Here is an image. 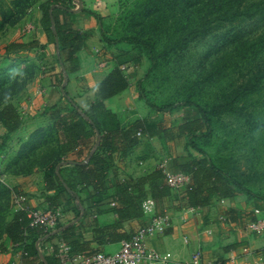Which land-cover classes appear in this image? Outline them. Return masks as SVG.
<instances>
[{
  "label": "crops",
  "instance_id": "obj_1",
  "mask_svg": "<svg viewBox=\"0 0 264 264\" xmlns=\"http://www.w3.org/2000/svg\"><path fill=\"white\" fill-rule=\"evenodd\" d=\"M49 1L52 0H37L14 23L17 29L28 28V33H32L31 39L36 42L32 50L43 71L13 99L23 117V124L0 147V176L4 178L0 182L5 183L13 204L10 221L18 213L29 220V210L35 208H61L64 217L55 230L46 232L40 226L25 230V244L14 242L4 231L0 242V264H61L55 252L62 241L71 244L75 252L117 251L125 236L130 237L149 222L151 215L144 213L141 202L153 195V187L160 186L159 181L152 179L144 183L136 180L155 170L162 172L159 165L164 160L174 172L182 171L181 164L189 161L182 149H175L171 137L162 139L164 135L157 122L154 135H139L140 141L131 149L126 152L116 149L112 155L110 151L86 142L70 148L68 136L61 130L56 160L41 168L19 164L31 154L38 132L51 129L55 124L65 128L75 120L76 110L64 96L63 88L81 109L90 110L96 100L99 82L111 71L105 61L109 60L106 58L109 56V42L100 33L98 19L87 11L97 12L89 6L91 0H65L68 9L52 6L53 20L75 32V38L62 47L56 44L57 39L56 43L48 40L42 25V5ZM80 4L82 7L79 8ZM71 52L79 61V68L75 71H68L62 63L70 58ZM128 80L126 89L106 99L105 107L91 114L95 117L106 115L107 125L119 124L124 129L137 120H147L152 112L131 87L129 77ZM6 132L0 121V137ZM162 155H166L164 160H161ZM98 156H111L112 161H106L102 167L96 161ZM60 160L56 167V172H60L56 181L58 189L48 188L45 174ZM128 183L132 184L131 189L127 188ZM70 189L75 192V198ZM16 192L24 193L27 201L14 204ZM188 198L185 187H182L171 188L162 202L157 199L158 209L168 210L172 217L163 233L147 238L151 247L171 254L167 261L157 264H194L192 258L196 252H200L202 262L214 264L223 259L231 264L230 259L240 256L245 246L264 251V236L249 229L252 220L264 217V204L257 201L254 206L248 205L244 196L236 195L222 199L214 197L206 206H195L188 204ZM123 200L136 204V208L129 207ZM119 208L128 209L121 225L104 228L115 223ZM256 208L261 210L259 214L255 213ZM229 209L235 211L234 220H230ZM242 262L239 259L233 264Z\"/></svg>",
  "mask_w": 264,
  "mask_h": 264
},
{
  "label": "rangeland",
  "instance_id": "obj_2",
  "mask_svg": "<svg viewBox=\"0 0 264 264\" xmlns=\"http://www.w3.org/2000/svg\"><path fill=\"white\" fill-rule=\"evenodd\" d=\"M36 1L0 0V24H3L0 27V97L5 96L3 101L8 96L13 99L19 96L43 71L33 47L8 50L12 43L31 38L28 28L17 29L14 23ZM89 6L100 16V33L114 41L109 43V56L106 57L109 60H105L108 68L120 66L129 77L131 87L152 112L147 120L158 122V129L164 135L162 139L171 137L175 149H182L189 160L194 155L201 156L202 153L186 144V139L176 135V128L188 109L198 115L196 104L205 107L210 112V130L195 141L217 166L254 192L251 195L236 186L237 195L244 196L248 205L254 206L257 201L264 204V79L255 90L244 91L236 97L242 113L225 110L220 105L225 99H231L232 90L248 79L257 65L256 60L264 58V49L252 55L248 63L219 60L212 67L210 63L216 61L220 53L213 51L208 58V48L216 40H210L208 35L193 36L192 29L198 25L196 11L186 1L91 0ZM125 36L156 42V65L151 67L140 44L120 40ZM141 95L157 106L171 105L173 108L154 109ZM186 102L193 104L190 106ZM58 137L56 132L48 135L40 141L41 146L19 164L34 168L46 165L58 153ZM165 157L162 155L161 160ZM9 198L5 183L0 182V242L12 216L13 204Z\"/></svg>",
  "mask_w": 264,
  "mask_h": 264
},
{
  "label": "trees",
  "instance_id": "obj_3",
  "mask_svg": "<svg viewBox=\"0 0 264 264\" xmlns=\"http://www.w3.org/2000/svg\"><path fill=\"white\" fill-rule=\"evenodd\" d=\"M170 2V0H165ZM175 1V0H171ZM179 1V0H178ZM188 2L193 11H196V24L192 31L194 37L206 36L210 40H216V42L210 45L208 48V58L213 51L220 53V57L210 63L212 67L219 61H238L245 64L250 62L252 55H258L261 50L264 49V0H182ZM63 7L68 9L65 0H52L42 5L43 12V28L48 36V40L52 43H56L59 47L67 45L72 39L75 38V32L68 30L64 25L58 24L53 20L52 12L50 11L52 6ZM186 6H183L186 9ZM94 15L98 20L100 16L97 12L87 10ZM183 12V11H181ZM18 20V19H17ZM16 20V21H17ZM15 21V22H16ZM4 22V21H3ZM6 21L5 23H7ZM3 24H0V27ZM104 36V34H103ZM105 38V36H104ZM109 43L114 41L106 39ZM120 40H127L140 44L147 57L151 61V67H154L157 63V44L149 38H143L139 36H125ZM36 46V42L30 37L26 40L14 42L11 44L9 51L11 50H23L28 47ZM257 65L249 73L248 79L242 81L231 92V99H225L220 105L225 110H232L236 112H243L242 107L237 103L236 97L242 92L253 91L259 85L262 79H264V58L256 60ZM65 68L69 71H75L79 68V61L77 56L71 52L70 58L62 62ZM257 67V68H256ZM129 86L128 76L124 73L120 66H115L111 71L99 82L98 92L96 100L93 103L90 110H83L80 106L71 98L66 90L63 88L64 96L72 103L76 110L75 120L67 127L61 128L59 125L53 126V128L40 131L36 134V140L34 146L30 151L38 149L41 144L40 141L45 139L53 132L62 133L68 136V147H75L80 143H91L92 147L106 149L110 151L112 155L113 150L122 149L124 152L131 149L139 141L141 135H154L157 132V122L154 120H139L133 122L128 128H121L119 124L109 126L105 123L106 115L100 117L92 115L91 112L96 109H103L104 101ZM143 90H141L142 92ZM145 102L152 106L154 109L171 110L173 106L166 105L164 107L157 106L151 102L146 96L141 95ZM5 96L0 97V121L6 127L7 132L0 137V147L4 146L10 134L18 130L23 124V117L18 111L17 107L13 103V97L8 96L5 101ZM235 101V102H234ZM190 106L193 103H188ZM198 108V115H194L191 110L188 109V113L185 115L184 120L176 128V133L179 137L186 139V144L192 146L200 153V158L192 157L189 161L182 163V171L190 174V181L186 184L185 189L188 195V204L195 206H206L210 203L212 198H230L237 195L236 186L240 189L254 194L252 190L243 186L241 182L236 181L232 176L223 170L220 166H217L208 156V154L201 149V147L195 141V138L199 137L205 131L210 130V112L205 107L196 104ZM100 118V119H99ZM106 126V127H105ZM58 137V143H59ZM99 141V143H98ZM59 153V152H58ZM57 153V154H58ZM30 156V155H29ZM57 155L47 164L56 160ZM107 158V157H106ZM103 157H96V161L105 167L106 161H112L111 156H108V160ZM61 162L58 161L48 172H46V180L48 188H57L56 181L60 172H56L57 165ZM69 162V161H67ZM63 179V178H62ZM147 179H152L154 182L160 183V186L153 187V197L156 201V210L162 212L164 209H158L160 200L162 202L163 197H167L170 192V187L164 182V176L160 170H155L147 177H141L136 180L137 183H144ZM64 180V179H63ZM132 184L128 183L127 188L131 189ZM72 189V188H71ZM72 192L75 198V192ZM125 191V190H124ZM77 200V198H76ZM145 200V199H144ZM143 200V201H144ZM143 201L141 204H143ZM129 207L136 208V204L133 205L131 201L123 200ZM143 208V205H142ZM127 208L118 209V219L111 225H105L104 228L117 227L121 225V219L127 215ZM144 211V210H143ZM230 220L236 218L235 211L233 209L228 210ZM24 215L18 213L13 220L9 221L5 227V233H7L14 242H23L27 237L24 235V231L29 228L34 229L39 226H31V221L26 220ZM60 225V224H59ZM58 225V227H60ZM42 227V226H40ZM57 227V228H58ZM44 228V227H43ZM56 228V229H57ZM45 229V228H44ZM68 230V229H66ZM49 232V231H46ZM67 234V231H64ZM126 239L129 238L125 236ZM232 247V246H231ZM233 247H236L233 246ZM27 248H24L26 251ZM100 251V250H95ZM90 252H80L81 254H90ZM26 253V252H25ZM214 264H229L228 260L219 259Z\"/></svg>",
  "mask_w": 264,
  "mask_h": 264
},
{
  "label": "built area",
  "instance_id": "obj_4",
  "mask_svg": "<svg viewBox=\"0 0 264 264\" xmlns=\"http://www.w3.org/2000/svg\"><path fill=\"white\" fill-rule=\"evenodd\" d=\"M141 135V132H138ZM162 170L166 184L172 189L185 187L190 181V174L179 171L174 172L168 168L167 161L164 160L159 165ZM4 178L0 176V181ZM14 204L21 205L27 201L24 193L16 192L13 196ZM145 214H150L149 222L141 226L129 238L121 242L120 248L115 252L95 251L90 254L75 252L71 244L62 241L57 246L55 255L61 264H157L165 262L170 257V253H161L148 244L147 238L163 233L170 225L172 217L168 210L159 212L156 210V201L153 197H147L143 201ZM260 209L256 208L255 213L259 214ZM31 226H42L47 231L55 230L61 223L64 213L61 208H35L29 210ZM249 229L260 236H264V217H257L249 224ZM242 260L246 264H264V251L254 250L249 246L242 249L240 256L230 259L231 263ZM194 264H208L201 261L200 252L193 255Z\"/></svg>",
  "mask_w": 264,
  "mask_h": 264
},
{
  "label": "water",
  "instance_id": "obj_5",
  "mask_svg": "<svg viewBox=\"0 0 264 264\" xmlns=\"http://www.w3.org/2000/svg\"><path fill=\"white\" fill-rule=\"evenodd\" d=\"M82 7V4H80L79 8Z\"/></svg>",
  "mask_w": 264,
  "mask_h": 264
}]
</instances>
